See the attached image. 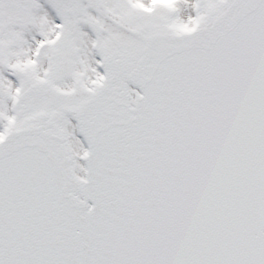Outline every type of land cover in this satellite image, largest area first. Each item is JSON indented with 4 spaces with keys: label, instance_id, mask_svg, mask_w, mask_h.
<instances>
[{
    "label": "snow or ice",
    "instance_id": "6c2138e0",
    "mask_svg": "<svg viewBox=\"0 0 264 264\" xmlns=\"http://www.w3.org/2000/svg\"><path fill=\"white\" fill-rule=\"evenodd\" d=\"M0 264H264V0H0Z\"/></svg>",
    "mask_w": 264,
    "mask_h": 264
}]
</instances>
